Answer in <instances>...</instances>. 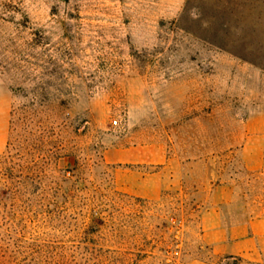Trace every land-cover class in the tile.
Returning a JSON list of instances; mask_svg holds the SVG:
<instances>
[{
  "label": "rangeland",
  "instance_id": "374dc122",
  "mask_svg": "<svg viewBox=\"0 0 264 264\" xmlns=\"http://www.w3.org/2000/svg\"><path fill=\"white\" fill-rule=\"evenodd\" d=\"M260 141L264 0H0V264H264Z\"/></svg>",
  "mask_w": 264,
  "mask_h": 264
},
{
  "label": "crops",
  "instance_id": "0c3cea01",
  "mask_svg": "<svg viewBox=\"0 0 264 264\" xmlns=\"http://www.w3.org/2000/svg\"><path fill=\"white\" fill-rule=\"evenodd\" d=\"M254 152L249 144L244 146V152L246 153V158L250 164L257 163L258 160L264 156V142L260 141L254 146ZM254 224V223H253ZM250 228V226H248ZM247 227V228H248ZM257 245L255 237H250L248 234L244 235L240 241L235 244V249L239 250L241 253L249 252L254 250ZM264 252V249H261Z\"/></svg>",
  "mask_w": 264,
  "mask_h": 264
},
{
  "label": "trees",
  "instance_id": "16d2710c",
  "mask_svg": "<svg viewBox=\"0 0 264 264\" xmlns=\"http://www.w3.org/2000/svg\"><path fill=\"white\" fill-rule=\"evenodd\" d=\"M46 260L43 259H37L35 260V264H46ZM224 264H242L241 259L235 258V257H229Z\"/></svg>",
  "mask_w": 264,
  "mask_h": 264
}]
</instances>
